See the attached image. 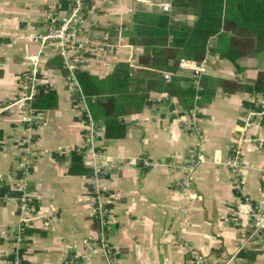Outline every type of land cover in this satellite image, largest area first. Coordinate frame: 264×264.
<instances>
[{"label": "crops", "instance_id": "1", "mask_svg": "<svg viewBox=\"0 0 264 264\" xmlns=\"http://www.w3.org/2000/svg\"><path fill=\"white\" fill-rule=\"evenodd\" d=\"M72 5L0 0V264H264V231L252 236L248 213L264 208V92L249 91L264 75V52L234 63L207 52L202 73L179 65L171 80L211 90V99L186 111L178 97L150 91L109 122L68 85L56 46L31 40ZM136 13L194 22L173 14L170 0H83L72 29L89 44L77 77L102 79L118 64L149 69L145 48L124 35ZM38 91L55 107L32 108Z\"/></svg>", "mask_w": 264, "mask_h": 264}, {"label": "trees", "instance_id": "2", "mask_svg": "<svg viewBox=\"0 0 264 264\" xmlns=\"http://www.w3.org/2000/svg\"><path fill=\"white\" fill-rule=\"evenodd\" d=\"M170 5L173 14L191 13L193 24L170 23L164 13H136L132 30L124 34L130 44L145 48L140 63L149 69L133 74L127 64H118L110 76L102 79L77 77L94 118L114 122L121 115L135 112L150 91L178 97L188 111L193 102L211 99L213 91L201 87L180 89L172 80L166 83L161 73H174L181 60L201 63L207 52L231 63L246 56L259 57L264 52V0H170ZM212 40L217 44L209 48ZM249 91L264 92L263 74ZM55 104V97L38 91L31 107L48 110Z\"/></svg>", "mask_w": 264, "mask_h": 264}, {"label": "built area", "instance_id": "3", "mask_svg": "<svg viewBox=\"0 0 264 264\" xmlns=\"http://www.w3.org/2000/svg\"><path fill=\"white\" fill-rule=\"evenodd\" d=\"M72 10L69 15L63 17L61 19H57L53 15L50 16L48 26L44 33L38 35L37 37H33L32 41L40 42L41 44L53 43L57 48V53L62 59V66L67 72V82L70 87H73L76 91H79V84L77 80V65L79 62V54L87 46L89 43L86 39L81 38L78 34L74 32L72 29L76 25L80 23V12L83 6V0H72ZM163 11L170 12V8L168 4H164L161 7ZM181 66H187L193 69L197 75L202 73L204 69V61L201 63H195L190 60H181ZM165 82H170L172 74L168 72L161 73ZM32 94H30L29 98H33ZM261 107L264 109V102H259ZM28 113L30 114V120L32 119L33 110L30 108ZM87 143L90 142V137L86 140ZM92 152V151H91ZM202 157L196 153L193 159H190L188 167L186 168L187 173L186 176L182 178L181 186L184 188H188L189 174L194 168V166L200 162ZM232 169L234 172L239 175L240 172V162L237 159H234L232 162ZM96 213L98 215L99 221L101 225H105V211L97 205ZM248 213L250 218L253 220L255 231L252 232V236H259L264 231V208L261 207L259 209H255L250 207L248 209ZM17 237L20 238V231L17 233ZM104 245V244H103ZM14 264H20L18 258L15 259Z\"/></svg>", "mask_w": 264, "mask_h": 264}]
</instances>
